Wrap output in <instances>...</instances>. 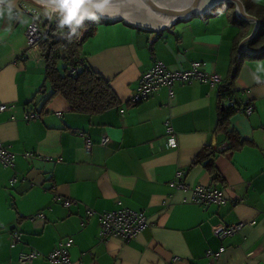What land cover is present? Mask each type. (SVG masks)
Returning a JSON list of instances; mask_svg holds the SVG:
<instances>
[{
    "label": "crops",
    "instance_id": "crops-1",
    "mask_svg": "<svg viewBox=\"0 0 264 264\" xmlns=\"http://www.w3.org/2000/svg\"><path fill=\"white\" fill-rule=\"evenodd\" d=\"M37 5L17 0L27 23L0 20V102L7 105L0 112V141L13 158L12 167L0 163V264H19L18 253L29 247L47 254L65 237L70 264H264V58L244 60L234 76L230 62L249 30L225 10L161 30L136 29L122 20L99 24L81 52L120 104L88 115L72 111L59 94L48 98L38 46L28 48L25 38V7ZM154 60L172 70L201 62L207 73L233 77L236 102L255 104L248 115H229L241 145L216 153L218 178L192 161L205 146L227 144L217 129L220 83L176 81L171 95L161 87L131 103L140 75ZM30 112L38 116L26 120ZM169 131L175 147L162 145ZM83 136L92 143L89 150ZM174 180L186 187L176 188ZM197 184L222 190L228 201L191 202ZM55 193L77 203L64 206ZM122 207L143 210L147 226L130 241H100L98 214ZM37 211L44 217L30 220ZM238 221L254 223L222 240L213 235L214 226ZM14 228L21 242L11 245L8 229ZM28 264L48 263L40 256Z\"/></svg>",
    "mask_w": 264,
    "mask_h": 264
},
{
    "label": "built area",
    "instance_id": "built-area-1",
    "mask_svg": "<svg viewBox=\"0 0 264 264\" xmlns=\"http://www.w3.org/2000/svg\"><path fill=\"white\" fill-rule=\"evenodd\" d=\"M46 10V9H45ZM26 14L29 16L25 30V38L28 48L37 47L48 35L50 31L51 21L43 12L37 7H25ZM150 42L152 40H149ZM71 71V69H70ZM222 78L217 73H207L202 69V63L193 61L186 69H169L160 60H154L152 65L144 71L138 80L136 90L131 94L129 100L137 102L146 99L153 92L159 90L161 87L168 88L169 95L172 94L171 87L174 82L192 83L195 81L208 82L210 85L219 84ZM225 103L232 107V110L241 114L248 115L255 110V104L251 101L245 103H238L234 97L228 96ZM7 105L0 102V112L5 111ZM37 117L38 113L30 112L25 115L26 120ZM170 132V131H169ZM108 137L103 136L100 140L101 144H105ZM164 147H175L176 140L170 132L161 140ZM84 148L89 150L91 141L87 137H83ZM226 143L220 146V149H225ZM0 163L7 167L13 166L12 153L0 141ZM184 171L180 170L175 173L177 178L183 175ZM171 185L176 188L186 187L184 182L171 181ZM55 199L60 201L64 206L75 205L77 201L69 197H63L55 193ZM190 201L197 205L208 204H224L228 201L222 190L217 188L197 184L191 188ZM94 211L86 209V215H92ZM41 211L29 217L30 220L35 218H43ZM254 221H238L236 223L223 225L219 224L213 227L212 233L215 237L222 240L225 237L237 233L245 225H251ZM98 238L100 241L106 242L112 237H118L123 241L133 240L142 230L147 226L146 214L143 210H133L126 207L120 209L105 211L98 214ZM10 235V244L14 245L21 242V233L17 229H8ZM70 239L68 237L61 238L57 241L52 251L47 254L41 253L34 247L22 250L18 253L17 261L19 264L31 263L37 257H43L48 264H70L69 258ZM223 248L221 247L220 250ZM216 256V254H215Z\"/></svg>",
    "mask_w": 264,
    "mask_h": 264
},
{
    "label": "trees",
    "instance_id": "trees-1",
    "mask_svg": "<svg viewBox=\"0 0 264 264\" xmlns=\"http://www.w3.org/2000/svg\"><path fill=\"white\" fill-rule=\"evenodd\" d=\"M243 3L246 12L256 16L259 21L254 35L246 42L247 48L254 51L264 45V5L255 2V0H245ZM232 8L233 6L230 4H222L211 10L205 16L221 10L229 11L231 21L244 27L248 32L249 23L237 17L233 13ZM109 22L104 19L95 23L86 21L85 26L80 28L78 34L73 36L71 41H69L57 28L55 20L52 19L49 35L38 45L39 54L44 64V78L51 88L48 98L59 94L66 100L72 111L88 115L103 113L120 104L109 81L89 66L81 52L83 42L94 34L97 26ZM66 32L67 30L65 29ZM233 50L234 53L230 61L233 76L244 60H259L264 58V51L248 53L238 52L236 48ZM231 78L233 79V77ZM230 79L221 80L218 88L219 111L217 129L225 135L227 147L217 150L213 146H205L192 161V165L203 163L214 179L219 176L214 167L216 153L219 150H234L241 145L239 135L230 128L228 122L232 107L224 102L226 97H234L235 94L231 86L232 79Z\"/></svg>",
    "mask_w": 264,
    "mask_h": 264
},
{
    "label": "water",
    "instance_id": "water-1",
    "mask_svg": "<svg viewBox=\"0 0 264 264\" xmlns=\"http://www.w3.org/2000/svg\"><path fill=\"white\" fill-rule=\"evenodd\" d=\"M32 1L46 8V0ZM222 4L232 5L237 17L252 23L249 33L238 43L239 51H264V45L254 51L243 47V43L254 35L259 21L246 12L241 0H110L106 11L111 15L103 19L111 23L122 20L125 25L136 29L161 30L191 17L205 15Z\"/></svg>",
    "mask_w": 264,
    "mask_h": 264
},
{
    "label": "clouds",
    "instance_id": "clouds-1",
    "mask_svg": "<svg viewBox=\"0 0 264 264\" xmlns=\"http://www.w3.org/2000/svg\"><path fill=\"white\" fill-rule=\"evenodd\" d=\"M109 3L110 0H46L44 15L50 20L54 19L57 28L71 41L78 30L85 26L86 21L95 23L110 16L106 11ZM22 16L17 0H0V20L27 23ZM7 30H11V23Z\"/></svg>",
    "mask_w": 264,
    "mask_h": 264
},
{
    "label": "rangeland",
    "instance_id": "rangeland-1",
    "mask_svg": "<svg viewBox=\"0 0 264 264\" xmlns=\"http://www.w3.org/2000/svg\"><path fill=\"white\" fill-rule=\"evenodd\" d=\"M34 3H35V2H34ZM37 6H38L39 9H41V10L44 8V7L42 8L40 5H37ZM45 9H46V8H44V10H45ZM45 11H46V10H45ZM42 12H44V11L42 10Z\"/></svg>",
    "mask_w": 264,
    "mask_h": 264
}]
</instances>
